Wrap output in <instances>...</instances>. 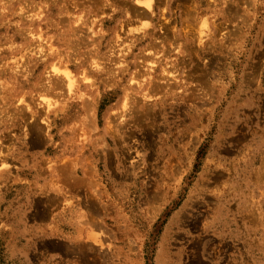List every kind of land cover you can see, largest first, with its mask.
I'll return each instance as SVG.
<instances>
[{
	"label": "rangeland",
	"instance_id": "obj_1",
	"mask_svg": "<svg viewBox=\"0 0 264 264\" xmlns=\"http://www.w3.org/2000/svg\"><path fill=\"white\" fill-rule=\"evenodd\" d=\"M0 264H264V0H0Z\"/></svg>",
	"mask_w": 264,
	"mask_h": 264
},
{
	"label": "bare ground",
	"instance_id": "obj_2",
	"mask_svg": "<svg viewBox=\"0 0 264 264\" xmlns=\"http://www.w3.org/2000/svg\"><path fill=\"white\" fill-rule=\"evenodd\" d=\"M119 37V36H118ZM117 36H116V38H118ZM54 71H56V70H54ZM150 71H152L151 69H150ZM53 72V71H52ZM56 73H58V72H56ZM61 74V76H62V78L64 79V84L66 85V88H67V90H68V92H72V90H73V87H74V83H75V80H73V78H72V76L70 75V73L67 71V70H63V71H61L60 72ZM152 75V74H151ZM152 78V77H151ZM162 78V77H161ZM83 80H85V77L83 76V78H82ZM149 83H151V81H149V80H145L144 81V84H143V86H141V87H143V89H145L148 85H149ZM150 87V86H149ZM149 87L148 88H146L145 89V93H143V95H142V97H143V99H147L148 97H149V93H150V89H149ZM142 89V90H143ZM141 93V92H140ZM165 96V95H164ZM172 96V95H171ZM127 98H128V94H126L125 96H123V101H122V112L125 114V109H126V107H127ZM164 99V98H163ZM156 100V99H155ZM144 101V100H143ZM162 101V100H161ZM145 102V101H144ZM157 102V101H156ZM170 103V102H169ZM152 104V103H151ZM46 105H47V108H49L50 106H51V103H49V102H47L46 103ZM88 106V105H87ZM164 107V106H163ZM177 107V106H176ZM88 108V107H87ZM155 109V108H154ZM88 110V109H87ZM171 110V109H170ZM175 112V111H174ZM88 113V112H87ZM159 113H160V111H159ZM164 113V112H163ZM175 114V113H174ZM123 117V115H121V118ZM167 118V117H166ZM165 118V119H166ZM167 121V120H166ZM107 122V121H106ZM128 123V122H127ZM153 124V123H152ZM107 125V124H106ZM111 125V124H110ZM110 125L108 124L107 125V131H109L110 133H111V131H113L112 130V128L110 127ZM151 126H153V125H151ZM158 128V127H157ZM33 131V133L32 134H34L35 136H37L36 137V140L34 141V144H37V143H40L41 142V140H40V138H39V136H40V134H41V131H40V129L39 128H37V127H35L34 128V130H32ZM116 133V132H115ZM149 133V132H148ZM171 136V135H170ZM121 137V136H120ZM129 137V136H128ZM135 137H136V135H135ZM127 138V137H126ZM170 139V138H169ZM168 139V140H169ZM122 142H124V141H122ZM33 143V142H32ZM137 143V142H136ZM128 146V145H127ZM172 146V145H171ZM128 147H130V146H128ZM128 149H130V148H128ZM168 151V150H167ZM134 153H136V154H138V151H137V149H134ZM120 156V155H119ZM118 165V164H117Z\"/></svg>",
	"mask_w": 264,
	"mask_h": 264
},
{
	"label": "crops",
	"instance_id": "obj_3",
	"mask_svg": "<svg viewBox=\"0 0 264 264\" xmlns=\"http://www.w3.org/2000/svg\"><path fill=\"white\" fill-rule=\"evenodd\" d=\"M47 217V216H46Z\"/></svg>",
	"mask_w": 264,
	"mask_h": 264
}]
</instances>
